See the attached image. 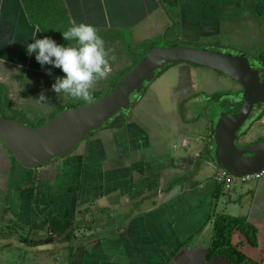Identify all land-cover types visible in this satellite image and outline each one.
Wrapping results in <instances>:
<instances>
[{
	"label": "crops",
	"instance_id": "crops-1",
	"mask_svg": "<svg viewBox=\"0 0 264 264\" xmlns=\"http://www.w3.org/2000/svg\"><path fill=\"white\" fill-rule=\"evenodd\" d=\"M23 2L0 0V69L63 76L59 68L47 64L42 68L26 54L25 45L39 28L28 14L40 13L39 5L46 0H36V5L25 0L29 12ZM48 2L54 12L56 3ZM57 4L70 26L85 23L117 35L130 30V36L136 28H152L143 41L163 39V30L170 33L165 37L191 40L219 37L218 32L229 29L225 38L235 39L252 54L257 68L264 67V0H58ZM43 36L42 31L36 33L37 38ZM133 41L141 44L134 36L127 42ZM238 91L240 86L210 96L227 93L213 101L229 105L236 103ZM147 96L144 92L127 112L116 114L69 155L47 165L25 168L0 146L4 262L9 259L7 245L16 246L24 232L33 236L30 243L37 242L40 264H229L219 257L206 260L213 221L223 215L256 228L255 248L238 233L232 244L255 263H263L264 177L228 189L214 182V164L205 159L211 154L212 123L204 106L200 105V113H192L187 104H203L210 96L204 97L188 70L167 93L154 94L149 104ZM248 120L237 135L240 148L264 140V109L257 108ZM179 187L178 194L167 197ZM112 196L118 197L116 204L106 205ZM68 218L70 239L45 242L48 220Z\"/></svg>",
	"mask_w": 264,
	"mask_h": 264
},
{
	"label": "water",
	"instance_id": "water-1",
	"mask_svg": "<svg viewBox=\"0 0 264 264\" xmlns=\"http://www.w3.org/2000/svg\"><path fill=\"white\" fill-rule=\"evenodd\" d=\"M187 63L220 73L240 87L241 106L226 114L209 99L207 117L212 122L211 159L213 164L234 177L259 173L264 168V140L242 148L235 146L237 132L253 108L264 105V78L242 52L222 53L202 48L175 46L147 50L110 92L78 107L57 112L35 128L0 117V143L8 155L25 168H37L69 155L90 133L108 124L120 111L130 109V97L138 96L166 65ZM180 191L174 188L168 198ZM117 196L106 198L116 204ZM51 238L45 242L50 243Z\"/></svg>",
	"mask_w": 264,
	"mask_h": 264
},
{
	"label": "rangeland",
	"instance_id": "rangeland-1",
	"mask_svg": "<svg viewBox=\"0 0 264 264\" xmlns=\"http://www.w3.org/2000/svg\"><path fill=\"white\" fill-rule=\"evenodd\" d=\"M57 2L58 0H54V3H56L54 4V12L50 11L49 8L50 4L48 0H46V3H41L39 6L41 7L42 11L40 13H36L35 17L32 16L31 14H28L29 19L35 20L36 24L39 27L41 26L42 28H46L44 29V31H46L48 36L51 38L53 32L56 31L57 33L56 37L52 39H54L57 43L66 44V45L74 44V41H64L60 35V32L67 30L68 26L63 25L64 22L60 21L64 19V17L61 15L59 11L61 7L57 4ZM22 6L27 12H29L30 8L27 6L25 0L22 3ZM58 18H60V20H57ZM57 24L62 26L57 27ZM96 31L104 41L105 50L107 52L108 72L105 78L97 79L93 81L90 87L91 99L89 101L93 100L95 95H99L105 92H110L111 91L109 88L110 82L111 80H114L112 78L116 76L118 71L130 67L134 63V61L140 58L145 47L141 48L139 46L140 44L135 45L137 43L136 41H133V43H131L132 45L128 43L127 41L133 40V36H134V40H140L138 43L141 44L144 41L145 43L148 44L154 42L152 45L154 48L157 47L172 48L175 46H186L191 48H202L209 51L231 53V54L242 52L248 58L251 65L256 64L252 60V54L247 53L243 50L245 49V47L240 46L237 43L235 44L234 43L235 39L230 38V40H228L227 38H225V36H227L228 33L231 32V30L229 29L225 33L222 31L218 32L219 37L210 36L206 38H199V39L197 38L198 40L197 39L185 40L182 37L170 38L171 36H168L170 34L169 32H166L168 35L167 37H165L164 34L166 33L163 30L162 33L163 39L159 38L158 36V38H150L144 41H143V37L145 35H149V33L152 32V28H146V27L136 28L134 30L133 36L132 35L130 36L129 34L130 30L129 31L121 30L120 35H117L116 33L118 32H114V31L112 32L110 31L106 32L105 30H96ZM121 33L123 36L121 35ZM220 37H224V38H220ZM186 70L191 72L192 80L195 82L196 85L200 86V90L204 91L205 98H206L205 94H208L210 96L212 94H216L222 91H232L234 88L239 87V85L236 82H234L232 79L207 68L196 67L186 63L166 65L156 71V73L161 72L160 76L155 78L149 84H145L146 87L145 93H148L147 96L148 101L145 104H149L150 100L151 101L154 100V96H153L154 94L160 92L167 93L170 87L175 86L178 79L180 80L183 79ZM54 79L55 77L44 76L37 73H31L30 71H25V70H15L10 68L0 69V87L2 86L4 88L7 97L11 100L10 108L11 110H13V113H10L8 109L1 108L0 117L34 128L36 124H38L42 120L46 121L53 114L65 108L66 106L76 105L82 102L87 103V101H83L81 99H73L62 93H58V94L54 93L51 90V85L52 83H54ZM41 93L44 95L45 100H41L39 98ZM236 93H237L236 96L238 98V100L236 101L237 103L240 99V91ZM136 98L137 96L131 98L132 104L134 102V99ZM218 101L221 105V108L224 109L226 113L237 110L239 107L238 106L239 103L229 108L227 104L221 102L220 99H218ZM208 103H209L208 100H204L203 104H201V102L199 104L198 102H194V101L188 102L187 104L191 108L190 111L192 113H198V112L200 113L201 112L200 105H202L205 107V111L207 114L209 107ZM257 108L264 109V105H260V104L256 105L253 108L251 114H253V112ZM116 116L117 115H114L108 122H110ZM248 123L249 120L247 118V120L243 123V125L237 132V135L247 127ZM256 141H262V138ZM235 146L239 147L240 145L237 142H235ZM10 233L13 234L14 231ZM18 237L19 238L17 239L16 246L9 244L7 245V247L10 250L8 251L9 254H7L6 256L9 259L6 262H4L0 258V264H40L36 258L38 251L36 250L37 242L35 241L33 243L29 242V244L21 243L23 242L20 240L21 236L19 235ZM25 237H27V239L29 240L33 239V236L31 234L28 235L25 234ZM46 237H49L54 241L57 239V237H54L51 232L50 234L46 235ZM248 249L250 250L249 247ZM0 250H1L0 256L4 258L5 257L3 252L4 247L1 245H0ZM40 252L43 253L46 251H40ZM262 264H264V261Z\"/></svg>",
	"mask_w": 264,
	"mask_h": 264
},
{
	"label": "clouds",
	"instance_id": "clouds-1",
	"mask_svg": "<svg viewBox=\"0 0 264 264\" xmlns=\"http://www.w3.org/2000/svg\"><path fill=\"white\" fill-rule=\"evenodd\" d=\"M38 32L39 29L31 35L32 42L25 45V52L33 56L42 68L46 64L51 65L64 74L55 77L51 90L73 99L89 101L93 81L105 78L108 72L104 41L95 27L79 23L60 32L64 41H74L71 45L59 44L49 36L37 38ZM46 74L51 73L46 70ZM39 98L45 100L42 93Z\"/></svg>",
	"mask_w": 264,
	"mask_h": 264
},
{
	"label": "trees",
	"instance_id": "trees-1",
	"mask_svg": "<svg viewBox=\"0 0 264 264\" xmlns=\"http://www.w3.org/2000/svg\"><path fill=\"white\" fill-rule=\"evenodd\" d=\"M35 2H36V0H32V3H34V5H36ZM60 13L64 17V19L60 20V18H58L57 20L64 22L63 25L70 27L67 16H66L62 6L60 8ZM35 15H36V13L33 14L34 17H35ZM30 21L32 23L36 24L35 20H30ZM60 26H62V25L57 24V27H60ZM39 28H40V31H42V33L45 34V36H48L47 32L44 31V29H46V28H42L41 26ZM56 34H57L56 31H54L52 34V38L56 37ZM153 43L154 42H151L148 44V43L142 42V44L139 45L141 48L145 47V49L142 52V55L140 56V58L138 60L134 61V63L130 67H128L124 70L118 71L114 80H111V82H110V86H109L110 90H112V88L115 86V84L120 80V78L126 72H128L129 70H131L135 66V64L142 58L143 54L147 50L153 48V46H152ZM189 65L199 67V66L193 65V64H189ZM258 69L260 72V76L262 78H264V67H260ZM160 74H161V72H157L155 75V78L160 76ZM145 90H146V87L144 86V89L142 90L140 95L137 96V98L141 97V95L144 94ZM107 93L108 92H105V93H102L99 95H95L93 100H95V99H97V98H99V97H101ZM222 95L226 96L227 93H224ZM222 95L217 94L214 96H210L208 98L213 100V99H216L218 96H222ZM93 100H91V101H93ZM237 100H238V98H237ZM91 101H89V102H91ZM84 103H86V102H82V103L76 104V105L66 106L65 108L61 109L60 111L65 110V109L70 108V107H78ZM87 103H88V101H87ZM217 103L221 107L220 103L219 102H217ZM237 104L239 106L237 110H234L232 112L230 111L226 114L238 111L240 106H241V100L239 99V101L237 103H232V104L227 105L230 108V107L237 105ZM10 107H11V100L7 97L4 88L1 86L0 87V110H1V108H3V109L6 108V109H8V111H10V113H13V110H11ZM120 112H126V111H120ZM120 112H119V114H120ZM55 114H53L50 118H52ZM260 117H261V114L257 117V120ZM50 118H48V119H50ZM42 122H44V120H42L41 122L36 124L35 127H37ZM212 136H213V129L211 130V144H212ZM205 159L209 162H212L211 154H208ZM47 223H48V229L50 230V232L52 233V235L54 237L61 238L64 241H68L70 239V230L69 229L72 225L71 219H69V218L68 219H50V220H48ZM212 226H213V228H212L213 235H212V240H211L210 246L206 252V260H209L212 257H219V258L224 259L229 264H257L254 261H252L251 259H249L242 252V250L240 249L238 244H232L233 234L238 233L240 236L243 237V239L245 240V242L249 246L255 248L257 246V237H256L257 230H256V228H254L252 225H250L249 223H247L245 220H243L241 218H235V217L223 216V215L216 216L214 221H213ZM17 232L21 233L20 230H17ZM20 236H21L22 241L25 240L27 243L30 242V240L27 239V237H25L24 232H22Z\"/></svg>",
	"mask_w": 264,
	"mask_h": 264
},
{
	"label": "built area",
	"instance_id": "built-area-1",
	"mask_svg": "<svg viewBox=\"0 0 264 264\" xmlns=\"http://www.w3.org/2000/svg\"><path fill=\"white\" fill-rule=\"evenodd\" d=\"M215 172L213 173V180L216 184L223 186V188L228 189L232 185L239 183V184H244L246 182L252 181V180H258L262 177H264V168L256 174H251V175H245L243 177H234L225 171L217 168L215 165Z\"/></svg>",
	"mask_w": 264,
	"mask_h": 264
},
{
	"label": "flooded vegetation",
	"instance_id": "flooded-vegetation-1",
	"mask_svg": "<svg viewBox=\"0 0 264 264\" xmlns=\"http://www.w3.org/2000/svg\"><path fill=\"white\" fill-rule=\"evenodd\" d=\"M178 64H181V63H178ZM187 64V63H186ZM253 68H256V66L255 65H251ZM258 69V68H257ZM260 73V72H259ZM133 96H131L130 97V108H131V106H132V100H131V98H132ZM127 112V111H126ZM120 113H122V112H120Z\"/></svg>",
	"mask_w": 264,
	"mask_h": 264
}]
</instances>
